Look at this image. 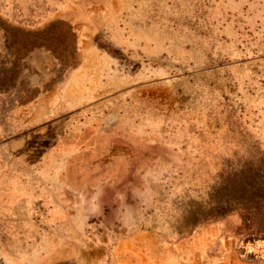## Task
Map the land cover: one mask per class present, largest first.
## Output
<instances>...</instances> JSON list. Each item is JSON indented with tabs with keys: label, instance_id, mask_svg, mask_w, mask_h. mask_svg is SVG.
I'll list each match as a JSON object with an SVG mask.
<instances>
[{
	"label": "rangeland",
	"instance_id": "1",
	"mask_svg": "<svg viewBox=\"0 0 264 264\" xmlns=\"http://www.w3.org/2000/svg\"><path fill=\"white\" fill-rule=\"evenodd\" d=\"M55 236L264 264V0H0V264Z\"/></svg>",
	"mask_w": 264,
	"mask_h": 264
},
{
	"label": "crops",
	"instance_id": "2",
	"mask_svg": "<svg viewBox=\"0 0 264 264\" xmlns=\"http://www.w3.org/2000/svg\"><path fill=\"white\" fill-rule=\"evenodd\" d=\"M52 215L49 217L51 218ZM52 221V220H51ZM12 233H18L24 231L22 224L17 223L12 225ZM56 231V229H53ZM10 231V230H9ZM50 232V231H48ZM56 233V232H55ZM103 238L99 242L94 244H88L83 246L80 250L77 249L75 255L68 259L69 264H147L144 260L139 261V258L135 255L136 246L133 241L128 238L125 240H119L117 243L104 241ZM40 238L33 241L31 248L26 249L27 244L18 245L19 252L9 250L3 254L4 264H57L56 254L50 251L52 248H57L58 240L57 236L52 237L49 242H43ZM68 247V246H67ZM65 246V248H67ZM46 250H49L46 251ZM2 258H0V261Z\"/></svg>",
	"mask_w": 264,
	"mask_h": 264
}]
</instances>
